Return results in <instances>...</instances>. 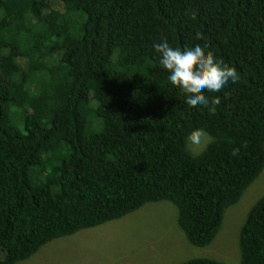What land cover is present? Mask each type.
Returning <instances> with one entry per match:
<instances>
[{
    "label": "trees",
    "instance_id": "1",
    "mask_svg": "<svg viewBox=\"0 0 264 264\" xmlns=\"http://www.w3.org/2000/svg\"><path fill=\"white\" fill-rule=\"evenodd\" d=\"M162 39L207 44L240 74L204 93L220 97L215 115L168 81ZM195 129L211 139L192 156ZM263 167L264 0H0V264L158 201L207 246ZM237 250L264 264V194Z\"/></svg>",
    "mask_w": 264,
    "mask_h": 264
},
{
    "label": "rangeland",
    "instance_id": "2",
    "mask_svg": "<svg viewBox=\"0 0 264 264\" xmlns=\"http://www.w3.org/2000/svg\"><path fill=\"white\" fill-rule=\"evenodd\" d=\"M210 142V141H209ZM185 148L198 155L188 140ZM264 194V167L237 203L223 214L219 231L204 247H193L176 224V211L166 201L150 202L102 225L54 239L16 264H179L209 258L238 264L237 235L249 207Z\"/></svg>",
    "mask_w": 264,
    "mask_h": 264
},
{
    "label": "clouds",
    "instance_id": "3",
    "mask_svg": "<svg viewBox=\"0 0 264 264\" xmlns=\"http://www.w3.org/2000/svg\"><path fill=\"white\" fill-rule=\"evenodd\" d=\"M196 39H203V34L196 33ZM207 44H197L193 48H173L166 40L154 43L153 48L159 54V64L168 73V81L187 96L190 107H206L210 115L216 114V105L220 97H209L204 93L219 92L231 81L239 83L241 76L234 67H229L222 60H217L211 51H205ZM203 129H195L187 137L195 152L201 151L210 141ZM247 145H243L246 147ZM240 148L232 150L238 156Z\"/></svg>",
    "mask_w": 264,
    "mask_h": 264
}]
</instances>
